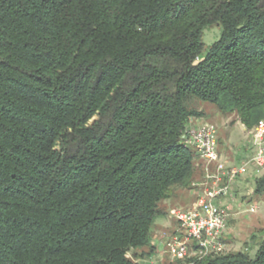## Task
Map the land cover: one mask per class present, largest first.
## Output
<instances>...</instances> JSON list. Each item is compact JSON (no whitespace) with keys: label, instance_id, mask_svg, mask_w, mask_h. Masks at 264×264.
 <instances>
[{"label":"trees","instance_id":"obj_1","mask_svg":"<svg viewBox=\"0 0 264 264\" xmlns=\"http://www.w3.org/2000/svg\"><path fill=\"white\" fill-rule=\"evenodd\" d=\"M194 101L264 118V0H0V264H152L200 177ZM257 244L165 264H264Z\"/></svg>","mask_w":264,"mask_h":264},{"label":"built area","instance_id":"obj_2","mask_svg":"<svg viewBox=\"0 0 264 264\" xmlns=\"http://www.w3.org/2000/svg\"><path fill=\"white\" fill-rule=\"evenodd\" d=\"M249 131L253 152L239 164H227L222 161L218 150L217 126L211 122L195 125L189 121L184 142L202 158L203 177L193 184L199 188L193 206L170 210L169 217L174 218L178 227L163 242L161 240L160 245L154 242L157 251L149 263L165 264V257L170 261L191 256L201 259L227 251L224 236L233 218V203L228 200L233 197L234 183L243 175L256 178L264 172V118ZM256 211L254 206L249 209L251 213Z\"/></svg>","mask_w":264,"mask_h":264},{"label":"rangeland","instance_id":"obj_3","mask_svg":"<svg viewBox=\"0 0 264 264\" xmlns=\"http://www.w3.org/2000/svg\"><path fill=\"white\" fill-rule=\"evenodd\" d=\"M220 35L221 28L219 26L208 27L204 30L203 42L206 46H210L220 38ZM193 105L202 114L192 117L190 119L192 123L198 125L203 122H211L217 126L219 134L218 150L224 163L230 161V156L236 158L240 151L243 154L245 153L251 137L250 129L245 128L236 116L223 115L214 104L209 102L194 101ZM188 147L195 152L194 163L200 175L197 179L199 181L203 177L204 163L197 151L191 146ZM262 175H264V172ZM237 180L240 185L235 188L234 192L233 218L229 225L232 232L225 240L228 243L226 252L245 250L250 256H255L258 251L257 240L264 238V196L253 192L255 185L250 174L243 175ZM251 188L252 191H250ZM198 190L199 188L194 186L188 192L176 195L171 201L173 205L168 202L167 215L158 216L155 220L154 242L160 245L161 240L163 242L168 234H172L177 229V222L174 218L169 217L170 210L172 208L190 209L196 200ZM253 206L257 208L255 213L249 212V209ZM166 261H169L168 257H165L164 263Z\"/></svg>","mask_w":264,"mask_h":264},{"label":"crops","instance_id":"obj_4","mask_svg":"<svg viewBox=\"0 0 264 264\" xmlns=\"http://www.w3.org/2000/svg\"><path fill=\"white\" fill-rule=\"evenodd\" d=\"M252 152H253V148H252V146H251L250 143H249V145L247 146L246 151H245L244 154L241 153V151H240L239 155H238L236 158H233V156H230V157H229V160H230V161H229V162H226V163H227V164H239V163H241L246 157H248ZM221 157H222V156H221ZM239 185H240L239 181L236 180L235 183H234V186H233V197H232L231 199H229L228 201L234 203V201H235V196H234V194H235V193H234V192H235V188H237ZM250 191H252V188L250 189ZM183 192H188V190H179V191H177L176 195H180V194H182ZM176 195L173 196L171 199H168V200L166 201V206H167L168 202L171 203V201L173 200V198L176 197ZM171 205H173V204L171 203ZM231 232H232V228H231V226H229V230L227 231V233H226L225 236H224L225 240H226V237L229 236V235L231 234Z\"/></svg>","mask_w":264,"mask_h":264}]
</instances>
